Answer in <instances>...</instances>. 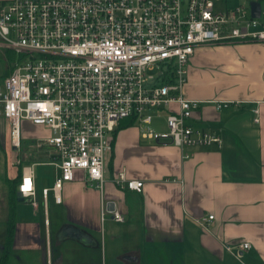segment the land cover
Returning <instances> with one entry per match:
<instances>
[{
  "label": "crops",
  "instance_id": "1",
  "mask_svg": "<svg viewBox=\"0 0 264 264\" xmlns=\"http://www.w3.org/2000/svg\"><path fill=\"white\" fill-rule=\"evenodd\" d=\"M181 96L200 102L189 120L219 136L220 146L192 149L183 159L178 147L143 138L153 123L139 127L122 120L123 128L109 136L101 189H85L83 173L77 171L63 186L60 204L51 193L44 204L41 192L53 182L38 180L34 170L37 164L54 167L51 150L36 147V136L50 132L28 126L35 142L22 159L20 147L10 144L16 152L0 177V259L6 251V264H21L25 254L51 264L54 239L58 246L66 243L64 263L69 264H264V41L198 45L186 65ZM217 103L226 107L217 110ZM0 121L8 126L3 118ZM35 156L45 160L22 166ZM27 168L35 196L23 201L18 197L11 205L12 182L17 193ZM121 171L127 179L143 183L140 193L116 187L112 180ZM43 172H53L54 181L55 168ZM25 200L31 211L21 203ZM10 207L15 224L5 249ZM115 214L121 222L113 220ZM243 244L249 248L242 249ZM62 256L57 251L54 258Z\"/></svg>",
  "mask_w": 264,
  "mask_h": 264
},
{
  "label": "built area",
  "instance_id": "2",
  "mask_svg": "<svg viewBox=\"0 0 264 264\" xmlns=\"http://www.w3.org/2000/svg\"><path fill=\"white\" fill-rule=\"evenodd\" d=\"M230 15L238 18L237 27L213 39ZM248 33L264 41V17L248 19L226 0H1L0 41L15 54V69L3 78L0 118L15 149L25 122L50 132L36 144L51 150L57 171L51 188L41 192L44 204L49 193L60 204L63 185L77 171L86 185L101 189L109 136L122 120L149 125L153 114L164 113L166 131L142 136L178 147L183 159L194 148L221 145L216 134L185 127L200 102L175 94L173 82L186 81L190 46L249 42ZM112 181L137 193L143 186L123 171ZM16 194L35 196L30 168L22 172Z\"/></svg>",
  "mask_w": 264,
  "mask_h": 264
},
{
  "label": "rangeland",
  "instance_id": "3",
  "mask_svg": "<svg viewBox=\"0 0 264 264\" xmlns=\"http://www.w3.org/2000/svg\"><path fill=\"white\" fill-rule=\"evenodd\" d=\"M251 1H255V0H226V4L228 6L229 5H231V6L237 5V6L248 9V5ZM261 7L264 10V3L261 4ZM5 50H7L6 46L0 41V85H1L2 79L4 77V74H7L13 65L12 59L9 57L10 52L5 53L4 52ZM153 115L154 116H153L152 122H151V123H153L151 125V128L153 130L151 128H150V130H152L154 132H158V130H165L166 129V122H165V118L164 117L162 118V114H159V115L153 114ZM158 118H160V119H158ZM155 119H156V121H155ZM198 125H200V124H198ZM28 126H33V125H31L28 122H25L22 125V127H23L22 136H21L22 140H21V146H20L19 151H18L19 158H21V159L23 158L24 154L25 155L28 154V148L30 147V144H33L35 142V139H34L35 137L33 136L32 129H28V128H31ZM139 127H140V125H139ZM141 130L147 131L148 129L143 127V128H141ZM0 132L2 134V136L0 137V177H1V176L6 174V168H8L7 162L14 158V153L16 152V150H14L10 146L9 137H8V126H7V124L3 123L2 121H0ZM161 132H163V131H161ZM36 137H38L40 139H45L46 137H48V135L47 134H41V135H38ZM197 149H199V148H197ZM33 160L37 161V162H41V161L45 160V157L35 156L32 159H28V161H27L28 163H24V164H22V166L32 164ZM45 168H49V169L54 170V167H52V168L49 166L48 167H42L39 164H37L34 167V170H35V173H36L38 180L49 181V182L52 181L53 182V172L51 174H46L43 172L45 170ZM83 187L85 189L94 190V188L89 187L85 183H84ZM4 188H5V185H4ZM1 189H2V185L0 184V190ZM61 195H62V198L64 199L65 198L64 189L61 192ZM35 201L38 203V206H39L38 210L42 211V205L43 204H42L41 199H39L36 196ZM21 203L26 204L28 206L27 210L31 211L32 208H31L30 202L25 200L24 202H21ZM15 204H17V201L15 202ZM1 206H3V202H0V207ZM18 206H19V204H18ZM49 213H50V207L48 208V214ZM3 242H4L3 240L0 241V246H1L0 247V255H2ZM43 244H44V242H43ZM58 245L59 244H56L54 239H52V244L50 246L51 264H63L65 255L69 254V248L66 246V243L63 244L62 246H58ZM57 251L63 253V256L61 258L55 260L54 256H55ZM4 254L8 255V253L6 251L4 252ZM29 255H32V254L30 253ZM9 257H11V256H9ZM21 264H44V263L41 259L37 258V256H35V255H32V256H30V258H28V256L25 254V257L21 258ZM64 264H69V260Z\"/></svg>",
  "mask_w": 264,
  "mask_h": 264
},
{
  "label": "bare ground",
  "instance_id": "4",
  "mask_svg": "<svg viewBox=\"0 0 264 264\" xmlns=\"http://www.w3.org/2000/svg\"><path fill=\"white\" fill-rule=\"evenodd\" d=\"M256 3L259 4V15H258V18H262V17H264V13L261 12V4L259 2H256ZM249 7H250V4H249ZM238 8L246 12L248 19L255 18L250 13L251 12V7H250V11H249V9H246V8H243V7H240V6H238ZM237 25H238V18L235 15L228 16L225 21H223V22H221L219 24L218 34L215 35V36H213V39H222L224 37L223 36V33L224 32L229 31L232 28H236ZM248 36L251 38L252 41H255L254 37L251 34L248 33ZM197 46L198 45L190 46V50L189 51H185V55H184V63L185 64L188 63L190 57L193 54L194 48L197 47ZM14 69H15V66L12 65V67L10 68V71H13ZM185 82L186 81H183V82H179V81L173 82L174 85H177L178 86L177 90L175 91V94L181 95L182 88L185 85ZM148 86L149 87L157 88L158 83L156 81H150V83L148 84ZM0 91L1 92H4V79H2V82H1V85H0ZM224 107H226V105L224 103H218V106H217L216 109L217 110H220V109H222ZM154 108L155 109H159L160 107L159 106H154ZM255 121H257V120L255 119ZM185 127H189L193 131L208 132L210 134H215L214 132H210V131H207V130H204V129H200V128L194 127V125H192L191 122L186 123L185 124ZM165 131H166V129L163 132H165ZM154 143H156V142H154ZM217 146H220V145H217Z\"/></svg>",
  "mask_w": 264,
  "mask_h": 264
},
{
  "label": "trees",
  "instance_id": "5",
  "mask_svg": "<svg viewBox=\"0 0 264 264\" xmlns=\"http://www.w3.org/2000/svg\"><path fill=\"white\" fill-rule=\"evenodd\" d=\"M259 3H262L264 2L263 0H257ZM5 53H8L10 52V55L9 57L12 59V62L14 60V53L10 50H5L4 51ZM125 120H128L127 124H134V121L133 119L131 118H128V119H125ZM124 121L120 122L118 128H123L124 126ZM12 184L14 185V188H12L13 190H11L10 192V204H14L16 202V199L18 198L17 194H16V189H15V182L13 181ZM14 209L13 207H10V212H9V223H8V229H7V238H6V244H5V249H7V246L10 244V242L12 241V237H13V230H14ZM7 263V255L3 254V256L1 257L0 259V264H6Z\"/></svg>",
  "mask_w": 264,
  "mask_h": 264
},
{
  "label": "water",
  "instance_id": "6",
  "mask_svg": "<svg viewBox=\"0 0 264 264\" xmlns=\"http://www.w3.org/2000/svg\"><path fill=\"white\" fill-rule=\"evenodd\" d=\"M250 7H251V14H252V16H254L255 18H258V15H259V4L256 3V2H251L250 3ZM18 200L19 201H23L22 198H19ZM74 237L79 238L77 232L76 233L74 232Z\"/></svg>",
  "mask_w": 264,
  "mask_h": 264
}]
</instances>
